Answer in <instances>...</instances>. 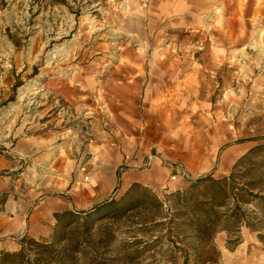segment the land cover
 Wrapping results in <instances>:
<instances>
[{
	"label": "rangeland",
	"instance_id": "rangeland-1",
	"mask_svg": "<svg viewBox=\"0 0 264 264\" xmlns=\"http://www.w3.org/2000/svg\"><path fill=\"white\" fill-rule=\"evenodd\" d=\"M257 147L264 0H0V253L30 240L6 264H183L193 242L171 194ZM132 176L161 212L54 218L118 200ZM236 236L187 263L264 264L256 234Z\"/></svg>",
	"mask_w": 264,
	"mask_h": 264
},
{
	"label": "trees",
	"instance_id": "trees-1",
	"mask_svg": "<svg viewBox=\"0 0 264 264\" xmlns=\"http://www.w3.org/2000/svg\"><path fill=\"white\" fill-rule=\"evenodd\" d=\"M258 157H264L263 147H257L241 157L227 177L214 180L211 176H205L191 182L183 193L171 194L173 198L181 200V205L187 213L183 225H179L181 222L176 218L172 223H175L176 230L180 226L185 227L190 241L193 242L190 250L187 248L188 250L183 251L185 255L183 264H188V251L202 253L200 248L211 245L215 236L221 232L227 234L228 244L236 245L239 243L236 235L244 228L249 233L256 234L258 242L264 246V168L261 165L255 167V159ZM163 206V202L150 188L132 183L118 200H108L79 215L65 212L61 215L56 214L54 218L57 221L69 218L74 219V223L82 221L95 224L105 220L120 221L139 210L157 214L162 211ZM249 206L254 211H246ZM257 215L263 220L260 221ZM149 221L156 222V216ZM230 236L236 239L232 242ZM25 241L30 240L22 238L19 241L20 252L17 254L0 253V264H6L4 259L7 256L23 255Z\"/></svg>",
	"mask_w": 264,
	"mask_h": 264
},
{
	"label": "crops",
	"instance_id": "crops-1",
	"mask_svg": "<svg viewBox=\"0 0 264 264\" xmlns=\"http://www.w3.org/2000/svg\"><path fill=\"white\" fill-rule=\"evenodd\" d=\"M170 176V172H169V174L167 175V176H165L166 178H168ZM131 183H139V184H141V185H143V186H146V187H148V188H150V189H154L153 187V183L154 182H149V181H145V180H141L140 178H138L137 176H132L130 179H129V181H128V184L126 185V187H128ZM167 187L169 188V189H173V190H176L177 188H176V184L174 183V182H168V185H167ZM83 194H84V197L85 198H87V200L88 201H86V202H88V203H91L93 200H95V198L97 197V192H96V190H94V188H91V189H87V190H85V191H83ZM87 203V204H88ZM88 207V206H87Z\"/></svg>",
	"mask_w": 264,
	"mask_h": 264
}]
</instances>
